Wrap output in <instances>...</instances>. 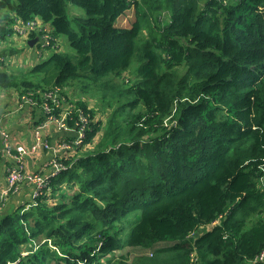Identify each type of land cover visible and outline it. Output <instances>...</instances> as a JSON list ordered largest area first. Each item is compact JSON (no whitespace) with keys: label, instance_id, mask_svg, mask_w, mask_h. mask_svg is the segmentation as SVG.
Segmentation results:
<instances>
[{"label":"trees","instance_id":"1","mask_svg":"<svg viewBox=\"0 0 264 264\" xmlns=\"http://www.w3.org/2000/svg\"><path fill=\"white\" fill-rule=\"evenodd\" d=\"M33 21L75 54L13 67L9 39ZM0 38V89L87 119L81 142L62 131L64 168L34 204L0 210V264H250L264 249V0H0ZM81 77L105 120L72 101Z\"/></svg>","mask_w":264,"mask_h":264},{"label":"built area","instance_id":"2","mask_svg":"<svg viewBox=\"0 0 264 264\" xmlns=\"http://www.w3.org/2000/svg\"><path fill=\"white\" fill-rule=\"evenodd\" d=\"M17 32L22 35L23 32L27 31L28 34L32 33L33 31H37L39 33L38 41L36 45H39V48L36 50V54L41 53L43 49L52 47V48H60V43L57 38H54L51 34L48 26L44 25L42 22H30V23H23L21 22L20 25L16 26ZM43 32V34H42ZM25 37V36H24ZM54 40V42H52ZM39 57V56H38ZM59 97V91L57 92L51 91L47 93V99L51 98L53 100H57ZM25 99L21 100L19 97L18 105L22 107V105L28 103L30 105H35L36 101L31 98L30 96H24ZM58 102V101H57ZM43 111L47 114L45 122H42L39 126L35 128L34 131V140L33 142L27 146L24 144H18L14 146V144L9 140L8 133L5 132V139H4V152L6 154L12 155L13 158L16 159V163L8 167L7 175H6V185L0 190V210H2L6 202L10 196L11 190H17L19 184L24 180L28 179L31 183L34 184L35 189L37 190L36 194L33 193L32 197H37L38 193L40 194L44 187L48 185L49 178L51 176L56 175L59 173L63 168V164L58 162L56 156L59 155L63 150H70L71 145L66 142H51L49 139L46 138L45 134L43 133L44 127L48 124V122H52L56 124L57 128L62 131H73L77 132L78 136L76 142H81L84 137V124L87 121L86 116L81 115L80 119L83 121V125L78 129L72 128L68 125L66 121V113L62 114L60 117L55 116L52 114V108L49 104H45L43 106ZM79 122L77 125L79 126ZM41 149L51 150L52 151V159L51 163L54 166V169L47 175L42 173L34 172L28 173L26 169L25 157L29 154H37L40 152ZM255 263H264V249L252 260Z\"/></svg>","mask_w":264,"mask_h":264},{"label":"crops","instance_id":"3","mask_svg":"<svg viewBox=\"0 0 264 264\" xmlns=\"http://www.w3.org/2000/svg\"><path fill=\"white\" fill-rule=\"evenodd\" d=\"M20 35V34H19ZM14 37V38H13ZM20 37H22L20 35ZM19 36H12L9 40L19 43ZM19 39V40H17ZM5 39L0 38V48L7 44ZM28 52L22 51V57H27V60H32L29 57ZM26 60V59H25ZM34 63V61H33ZM19 93L15 89H0V190L6 185V175L8 167L16 163V159L10 154L4 152V139L5 134L8 135L9 140L14 144H24L29 146L34 140V131L38 124L45 122L44 113L39 107H33L28 103L20 107L18 105ZM43 133L46 138L51 142H56L61 139L62 130H59L56 124L48 122L44 127ZM52 151L41 149L37 154H29L25 157L26 169L28 173L40 172L42 174H49L54 166L51 163ZM34 184L28 179H24L18 189L20 191L17 195L11 197L8 205H6L1 211L17 208L20 202L29 201L31 198L32 188ZM33 195V194H32ZM18 203V204H17ZM250 264H264L255 263L253 261Z\"/></svg>","mask_w":264,"mask_h":264},{"label":"rangeland","instance_id":"4","mask_svg":"<svg viewBox=\"0 0 264 264\" xmlns=\"http://www.w3.org/2000/svg\"><path fill=\"white\" fill-rule=\"evenodd\" d=\"M66 10H67L68 16L70 17L71 20L73 19L74 15L84 16V17L87 15L86 10L83 7L75 5V4L71 3V2L67 3ZM131 15L133 17V10L132 11L130 10V11L127 12L125 18L123 19V23H127L128 19L131 17ZM13 25L15 27L16 20H12L11 21V26H13ZM34 33H37V31H33L32 33H30V35L28 34L27 31H25V32L22 33V35H21L22 37H20V35L15 31L14 36H19L20 37L19 38L20 41H19V43H17V45L19 47H21L22 49H24L26 52H28L27 55L29 57L33 58L34 62H40V61H43V60L47 59L54 51H57V50H55L53 48H45V49H43V51H41L40 54H38V56H39L38 57L37 54H36V50L39 48V45H36V44L29 45V43H28L29 39L36 38L35 35L31 36ZM19 39H17V40H19ZM59 43L61 45L60 49H63L64 51H70L72 54H75V50L69 44L66 36L60 35L59 36ZM33 61L30 60V59L27 60L26 56L24 58V57H21V55H19V56L13 57V59L11 60V63H12L13 67H28V66L33 64ZM141 63H142L141 58L139 57V55H136L134 57V59L132 60L131 64L126 69L121 70L120 74L122 75L123 78L129 79L133 83L135 78L137 77V71H138V68L141 65ZM111 77L114 80H116L117 82H123V79L121 77H118V76H115V75H113ZM78 79L80 80V83L78 84V80H77L73 84L75 89L74 88H71V89L69 88V93L71 95L72 101L76 100L74 97L80 96V97L85 98L88 101V106L89 105L92 106L97 111H98V107L99 108L101 107L103 110L99 111L98 113L102 114L104 112L102 114L103 115L102 118H103V120H105L106 116H108L109 111L112 109V107H110V108H108V107L103 108L102 107V104H103L102 94L99 93V92L97 93L96 91H93V89L95 87V84L92 83V80H90L88 77H81V78H78ZM76 93H77L78 96H74V95H76ZM40 124H38L37 126H39ZM44 175H46V174H44ZM19 191H20V188L17 189V190L13 189V190L10 191L12 193H10V196H9L7 202H6V205H8V202L10 201L11 197L17 195V193ZM36 192H37V190L35 189V186H33L30 200L28 202L25 201V202H20L19 204L17 203L18 206L27 208V207H29L30 204H34L36 197L33 198L32 194L33 193L36 194ZM38 195H39V193H38ZM165 244H166L165 242H160L158 244V246L165 245ZM152 250L153 249H139V250H135V249H130L129 248V249L124 250L123 253L124 254L129 253V254H131V257H133L135 254H139V253H150V252H152Z\"/></svg>","mask_w":264,"mask_h":264},{"label":"water","instance_id":"5","mask_svg":"<svg viewBox=\"0 0 264 264\" xmlns=\"http://www.w3.org/2000/svg\"><path fill=\"white\" fill-rule=\"evenodd\" d=\"M37 41H38V37L33 38V39H29V40H28V43H29V45H34V44L37 43Z\"/></svg>","mask_w":264,"mask_h":264}]
</instances>
